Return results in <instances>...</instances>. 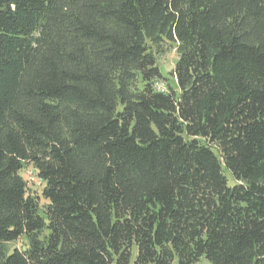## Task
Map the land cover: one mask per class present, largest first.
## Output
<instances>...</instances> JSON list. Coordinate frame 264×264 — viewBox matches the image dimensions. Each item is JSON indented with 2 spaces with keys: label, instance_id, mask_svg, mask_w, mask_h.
I'll return each mask as SVG.
<instances>
[{
  "label": "trees",
  "instance_id": "obj_1",
  "mask_svg": "<svg viewBox=\"0 0 264 264\" xmlns=\"http://www.w3.org/2000/svg\"><path fill=\"white\" fill-rule=\"evenodd\" d=\"M202 258L264 264V0H0V264Z\"/></svg>",
  "mask_w": 264,
  "mask_h": 264
},
{
  "label": "rangeland",
  "instance_id": "obj_2",
  "mask_svg": "<svg viewBox=\"0 0 264 264\" xmlns=\"http://www.w3.org/2000/svg\"><path fill=\"white\" fill-rule=\"evenodd\" d=\"M166 52L159 59V66L163 71L165 79L158 82L159 84L156 86L158 90L168 91L169 87L177 88V82H175L174 77H172V71L174 66L178 60V55L176 54L175 46H166ZM22 176L28 183L29 194L31 196L37 197L38 201L41 203V206L47 204L42 196V191L44 189V182L41 181L34 169L33 166H28L21 172ZM228 179L231 185H234L235 181L228 175ZM6 246L10 251L14 250H24L28 245V241L26 237H21V239L6 243ZM174 264H178L177 261ZM195 264H211L207 261L206 258H202L198 263Z\"/></svg>",
  "mask_w": 264,
  "mask_h": 264
}]
</instances>
